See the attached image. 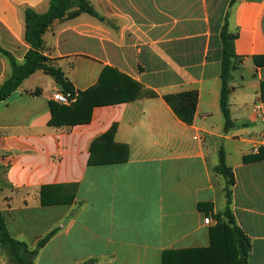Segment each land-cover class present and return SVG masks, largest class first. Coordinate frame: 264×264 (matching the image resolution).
Masks as SVG:
<instances>
[{"label": "crops", "instance_id": "1", "mask_svg": "<svg viewBox=\"0 0 264 264\" xmlns=\"http://www.w3.org/2000/svg\"><path fill=\"white\" fill-rule=\"evenodd\" d=\"M50 1L0 0V44L21 63L26 11L44 14ZM88 1L102 19L54 24L44 55L76 101L91 92L110 102L87 122L56 124L76 101H54L63 88L43 70L0 101V212L12 237L36 249L54 232L34 264H234V232L209 252L216 226L204 222L229 206L250 241L247 264H264V158L244 160L264 153V0ZM226 23L238 33L229 124ZM9 75L0 57V85ZM187 91L198 92L192 124L164 98ZM221 153L236 180L229 204ZM0 264H11L1 246Z\"/></svg>", "mask_w": 264, "mask_h": 264}, {"label": "trees", "instance_id": "2", "mask_svg": "<svg viewBox=\"0 0 264 264\" xmlns=\"http://www.w3.org/2000/svg\"><path fill=\"white\" fill-rule=\"evenodd\" d=\"M236 0H233L235 2ZM83 13L89 14L93 17L102 19L95 8L88 0H51L49 10L40 14L32 9L26 11V34L25 40L31 46V49L26 53L24 62L16 60L15 57L0 44V54L10 59L13 65L12 75L5 80L0 86V101L5 100L13 91L17 90L22 82L34 74L38 70H43L46 73L52 75L56 82L63 88V92L75 94V91L70 82L65 78L62 69L57 68L50 64V59L44 55V34L56 23L75 18ZM238 37V33H233L228 29V23H226L222 31L223 42V56H222V94H221V107L229 121V95L231 92L230 80L232 72L238 68V56L235 51L234 41ZM262 95L264 98V83H262ZM165 100L175 111L177 116L186 124H192L194 121L198 92L187 91L178 94L165 95ZM110 102V99L99 98L91 92H82L79 94L76 103L73 108H63L66 111H70L69 114L64 116L63 122L56 124L75 122L78 118L81 121H89L91 112L94 106L101 105ZM114 130H112L113 132ZM111 134V133H110ZM261 150V149H260ZM264 158V153H258L256 155L246 157V162L257 161ZM216 171L223 175L226 182V196L228 198V204L231 201L232 188L236 183L234 173L230 167L225 163L224 155L221 153L220 164L216 168ZM1 190V188H0ZM44 203V201H43ZM204 204H200L203 207ZM210 209H212V206ZM224 215L229 219L230 225L233 228V232L236 236V241L239 244L240 258L238 264H247V257L250 252L249 238L236 224L235 217L230 207L228 206L224 212ZM54 232H51L44 238H42L36 249H31L26 243L16 240L8 231L6 222L2 213L0 212V246L3 247L9 256V262L11 264H34V260L38 255L39 250L47 243L53 236ZM222 231L219 228H213L211 230V242L212 247L208 249L209 252H222V245H219V239L221 238ZM194 252V251H192ZM200 252V251H199ZM220 259L219 257H217ZM215 258V259H217ZM211 259H214L211 257ZM214 259V260H215ZM167 259L164 257V264ZM210 262H215L210 260ZM209 263V262H208ZM210 264V263H209Z\"/></svg>", "mask_w": 264, "mask_h": 264}, {"label": "rangeland", "instance_id": "3", "mask_svg": "<svg viewBox=\"0 0 264 264\" xmlns=\"http://www.w3.org/2000/svg\"><path fill=\"white\" fill-rule=\"evenodd\" d=\"M9 51V50H8ZM11 53V52H10ZM12 54V53H11ZM13 55V54H12ZM14 56V55H13ZM0 57L6 61V63L9 65V71H10V75L8 76V78L12 75L13 72V65L10 62V59H8L7 57L3 56L2 54H0ZM15 57V56H14ZM16 60H18L15 57ZM33 81H31L28 86L33 85L35 78H32ZM23 83V82H22ZM1 86V85H0ZM225 212V211H224ZM224 212L220 215H217L215 218L212 219V224L215 225L216 227L214 228H219V230L222 231V233L224 234L223 236H229L230 231H233L232 226L230 225L229 219L224 215ZM232 235V234H230ZM220 241V239H219ZM235 241H236V236H235ZM230 243V242H229ZM219 245H222L221 243ZM235 247H236V255L240 258V253H239V244L235 243ZM224 251V247L222 245V252ZM228 256H227V260H225L227 262V264H231L229 263V261L231 262V259H229L228 261ZM234 264H238L236 261V257H235V263Z\"/></svg>", "mask_w": 264, "mask_h": 264}, {"label": "built area", "instance_id": "4", "mask_svg": "<svg viewBox=\"0 0 264 264\" xmlns=\"http://www.w3.org/2000/svg\"><path fill=\"white\" fill-rule=\"evenodd\" d=\"M77 94L65 93L63 91H56L53 95V100L61 103L63 105H70L76 101ZM260 109V106H257V110ZM204 222L209 225L212 224V217L208 215L205 217Z\"/></svg>", "mask_w": 264, "mask_h": 264}]
</instances>
